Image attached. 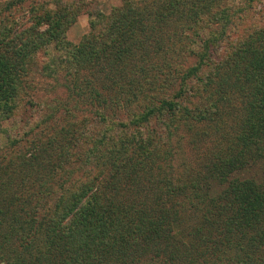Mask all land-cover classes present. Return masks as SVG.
<instances>
[{
	"label": "trees",
	"instance_id": "1",
	"mask_svg": "<svg viewBox=\"0 0 264 264\" xmlns=\"http://www.w3.org/2000/svg\"><path fill=\"white\" fill-rule=\"evenodd\" d=\"M253 1L121 0L76 44L79 5L0 3V264H264V28L213 54Z\"/></svg>",
	"mask_w": 264,
	"mask_h": 264
},
{
	"label": "rangeland",
	"instance_id": "2",
	"mask_svg": "<svg viewBox=\"0 0 264 264\" xmlns=\"http://www.w3.org/2000/svg\"><path fill=\"white\" fill-rule=\"evenodd\" d=\"M6 0H0V3L5 2ZM36 1H49L52 2L53 0H36ZM64 3H73L79 5L83 12L78 17L76 23L68 30L66 37L67 40L76 44L78 43L81 38L86 35L89 31V20L98 12H102L104 14H108L110 10L114 7H120L121 0H61ZM138 1V0H135ZM26 4H29V2H26ZM26 6L24 4L23 10L26 9ZM245 8V9H244ZM240 10L243 9V11L238 14L239 21H236L237 24L234 28H228L227 30V39L226 42L223 43V45L216 48L215 51H213V54L215 57H222L226 50H230V45L235 43V40H237L240 37L246 36L249 33H252L255 30L264 28V0H256L251 3L250 6L244 7L242 6L239 8ZM22 10V11H23ZM20 13V10L17 12L15 16H18ZM14 16V17H15ZM235 22V23H236ZM194 58L189 57L188 60L185 61L184 66H192L194 64ZM37 67L33 68L27 79V83L30 84V86L33 88V93L31 92V96L33 97L34 101H37V103H43L46 106H51L52 101L55 99L54 95H50V93H46L51 91L50 88L51 85H56L53 81L50 82L49 79L45 78L41 74V66L43 65V61L37 62ZM40 66V67H39ZM39 67V68H38ZM34 88L36 89L34 91ZM55 90L61 91L58 87H56ZM63 95L59 94V98H62ZM39 107V106H37ZM37 107H34L33 110H39ZM33 110L27 111V116L33 115L32 122L38 120L40 117L42 118L44 116L45 110L41 113H34ZM32 111V112H31ZM18 115H21V111L18 113ZM25 115V114H24ZM40 115V116H38ZM38 116V117H37ZM3 139L0 137V146L2 145ZM209 146V145H208ZM187 147V146H186ZM184 148L185 156H178L179 160H182L183 158L188 159L186 162H189V166L193 165V160L195 159L194 152H191L190 147Z\"/></svg>",
	"mask_w": 264,
	"mask_h": 264
}]
</instances>
